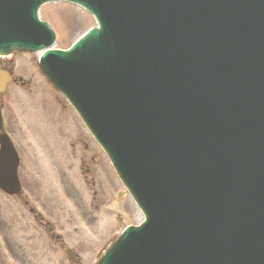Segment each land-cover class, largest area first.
<instances>
[{"label": "water", "instance_id": "95a60500", "mask_svg": "<svg viewBox=\"0 0 264 264\" xmlns=\"http://www.w3.org/2000/svg\"><path fill=\"white\" fill-rule=\"evenodd\" d=\"M55 1L98 27L40 68L145 218L99 264H264V0H0V53Z\"/></svg>", "mask_w": 264, "mask_h": 264}, {"label": "rangeland", "instance_id": "374dc122", "mask_svg": "<svg viewBox=\"0 0 264 264\" xmlns=\"http://www.w3.org/2000/svg\"><path fill=\"white\" fill-rule=\"evenodd\" d=\"M40 16L42 19L48 21L52 28L56 31L57 35V43H56V48H60V49H65L67 47H69L72 42L79 37L81 34H83L87 29L91 28L94 26V22L93 20L87 15L85 14L82 10H80L77 7L74 6H70V5H64V4H54V5H48L44 8H42L40 11ZM34 58L33 56H24V57H14V62L16 64V68H15V74L17 75V78H22V80L25 83V87H28L26 90H23L25 93L28 94H36L39 91V88H42V86L44 85L43 82L37 77V75L35 74V70H33L31 67L26 69L24 67V63L26 62L27 64H29V59ZM17 92L16 94H20L23 93L21 90L16 89ZM46 94H50L51 98H59L57 97L53 92L47 90ZM16 98H30V97H16ZM37 98V97H34ZM61 98V97H60ZM61 102L63 103V101L61 100ZM15 103H20L19 100H17ZM61 103V110L60 112H57V109L55 107L52 108V110L50 111V114H52L55 118V120L57 119H61L60 117V113H62V111L65 112V117L67 116V119L69 121L68 124L67 123V128L65 127H57L56 130V136L57 138L61 141L62 145H63V157L61 158H56L50 151H48V153H45V150H43V145L41 144L40 141V136L41 138H43L47 143L46 146L50 149L53 150V143L51 142V137L53 136V131L50 128L49 124H45V123H41V125L39 127H31L29 124H27V122L25 121V119L21 118L22 114H23V110L19 111V117H20V122H19V126L20 129L17 128L16 126V139L20 141L21 146H22V157L21 158V164H22V169L23 167H25L27 165V163H29L30 166H34V164L37 161H40L42 158V155L44 154L45 157L48 159V162L51 163L52 166L54 165H58L57 161L58 160H62L63 161V165H68L69 164V155H74L75 153V158L77 159V164L79 163V159L82 158L84 159H88V160H84L85 164L87 166H90V159L93 156V151L91 149H89L87 152H85V154L80 150V142L83 141L85 142L89 147H91V145L89 144V142L86 140V138L84 137L85 135H83L84 133H82L81 129V124L79 123L78 118L75 116V114L68 109H64L63 108V104ZM53 106V100L51 99V107ZM44 107L48 108L49 104L46 103L44 105ZM32 113H36L33 110L29 109L27 111V114H32ZM64 117V118H65ZM27 126L29 129H27ZM72 127V130H71ZM40 132V136L38 131ZM58 131H60V134L58 133ZM69 144H78L79 148H77L76 152H74L73 149L70 148ZM27 146H32L33 149L31 151H27V153L30 156V159H33V163L30 162V159L28 157V155L25 154L26 152V148ZM59 146V145H58ZM38 152L41 154V157L39 159H36L34 157V153ZM72 158V156H71ZM68 174H70V179L74 182H77L79 179L77 177V175L75 174L74 171H67ZM97 170L92 171L91 168V174H89V180H91V178L95 181L96 186L101 182V175L99 173V181H98V177H97ZM107 172L109 175V179L110 181L114 182L117 180L115 179V175L113 173V171L111 170V168H107ZM103 174V173H102ZM25 181H27L26 178H24ZM117 182V185L120 189L121 186L120 184ZM96 188V187H95ZM116 191H119V188H117V186H114ZM111 194H114L111 190H110ZM110 193L107 194V196H109ZM48 201H53V198H46ZM125 200L129 203L130 205V209L129 211H127V215L125 216V222H130L133 224H136L137 222H139V220H141V216L136 213L135 211V207H133V204L131 202V200H129L128 196L126 195ZM104 204L107 205V207H105V209H101V207H104L103 205L101 207H99L98 210L103 211L104 213H102L100 216L102 217L101 220H105L107 219L108 221H110V209L115 208L116 206L113 205L114 204V200L112 195L110 196V201L104 202ZM112 205V206H111ZM66 206H68V204H66ZM87 206H90L87 204ZM123 207H126L125 205ZM122 207V208H123ZM128 208V207H127ZM0 209L2 210V212H4L5 214H7L10 211V207L5 205L4 201L0 198ZM91 209V208H90ZM119 210V211H118ZM121 212V209L119 207H117V213ZM25 216V218H24ZM24 216L21 218L27 222H30L32 225V220L30 218V215H28L26 212L24 214ZM30 227H32L29 224ZM34 226V225H33ZM103 227V228H100ZM97 228H100L98 231V240L97 242L93 245V242L91 243V245L96 246L99 243H101L102 241L106 240L109 236H111L112 231H114L113 227L108 229L107 228V221H104L101 224L97 225ZM117 230V227L115 228ZM115 232V231H114ZM0 259L3 260L5 257L8 256V254H6L4 248H3V239L2 236L0 234ZM92 247H88V251L91 250ZM1 252H4L5 256L1 255ZM3 258V259H2Z\"/></svg>", "mask_w": 264, "mask_h": 264}, {"label": "flooded vegetation", "instance_id": "af4514ba", "mask_svg": "<svg viewBox=\"0 0 264 264\" xmlns=\"http://www.w3.org/2000/svg\"><path fill=\"white\" fill-rule=\"evenodd\" d=\"M3 66H10L8 62H3L0 64V69L2 71H5L10 77H11V82L7 84V86H9L12 82L15 83V81H13V76H12V72L9 71L10 69H8V67H3ZM11 68V67H10ZM12 70V69H11ZM18 98H9V96H7L6 92L3 93L2 95H0V107L3 109L5 108V101L8 100L9 103H12L14 101H16ZM4 134V133H2ZM30 212H33V210H31ZM37 218H39L38 220H41L42 218H40L39 216H37ZM39 224H41L43 226V229L48 233L50 232V243L49 245L44 249V252L46 254H48V258L52 259V257L54 256L55 253H57L58 251L64 250L65 248V243L63 238L61 237L60 234H57L54 230L53 227H51L48 223H43L39 221ZM48 228H46L44 225ZM81 245V244H80ZM80 245L78 242H75L74 245L72 246L74 249L79 250ZM66 252L70 253L71 255H74L75 257H78V254H74V252L72 250H70V248L66 249ZM18 254V256H23L25 257V250L20 248V250L18 252H16ZM80 255V254H79ZM87 257H91L90 255H87ZM69 259V258H68ZM70 260V259H69Z\"/></svg>", "mask_w": 264, "mask_h": 264}]
</instances>
